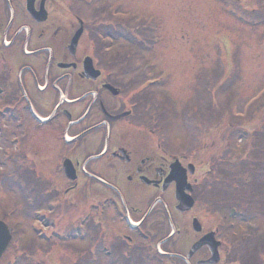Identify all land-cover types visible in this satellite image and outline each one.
Here are the masks:
<instances>
[{"label":"flooded vegetation","instance_id":"af4514ba","mask_svg":"<svg viewBox=\"0 0 264 264\" xmlns=\"http://www.w3.org/2000/svg\"><path fill=\"white\" fill-rule=\"evenodd\" d=\"M111 1L0 0V108L16 113L17 130L32 134L16 140L15 158L31 159L36 178L37 163L46 159L47 177L63 178L56 192L94 191L95 234L84 225V238L94 241V264H204L209 247L188 255L191 245L228 228L207 226V215L198 212L200 179L191 151L171 149L161 133L150 138L155 126L145 117L149 99L140 86L148 82L147 71L141 80L129 75L139 65L117 58L114 43H107L119 19L130 17L114 11ZM154 40L137 46L149 48ZM55 132L59 138L51 141ZM177 186L194 199L189 209L177 208ZM108 209L116 227L106 232ZM219 255L215 264L223 260Z\"/></svg>","mask_w":264,"mask_h":264},{"label":"rangeland","instance_id":"374dc122","mask_svg":"<svg viewBox=\"0 0 264 264\" xmlns=\"http://www.w3.org/2000/svg\"><path fill=\"white\" fill-rule=\"evenodd\" d=\"M227 1L112 0L114 11H127L131 17L122 26L119 19L118 30L126 27L146 43L155 39L144 51L119 36L112 47L120 60L130 54V62H139L129 75L141 80L145 68L148 78L161 77L158 86L147 88L145 95L151 102L145 117L155 126L150 138L158 140L161 133L171 149L191 151L195 176L201 181L198 212L207 215L203 219L207 226L219 227L224 222L228 228L219 233L224 241L220 264H264V0ZM255 14L258 18L253 19ZM157 101L171 109L163 113L161 107L154 108ZM15 115L0 108V218L14 232L0 264H94L86 240L44 243L33 235L31 222L36 219L38 229L71 231L86 211L85 225L89 234H95L91 228L96 200L94 191L86 196L78 191L57 202L54 214L48 213L46 203L57 197L55 193L44 198L46 203L40 200L39 213L36 206L29 207L31 183L36 178L32 160H22V166L11 156L16 154L14 136L25 142L32 134L28 128L17 130ZM163 121V130L158 131ZM58 138L55 132L51 141ZM45 162L37 163L42 177L37 175L40 187L34 190L43 194L56 192L57 182L63 179L56 174L47 177L51 167L47 169L50 164ZM210 198L213 213L205 206ZM228 208L241 212L244 223L240 216L231 220ZM112 217L108 209L106 232L110 226L116 227ZM20 254L23 256L18 258Z\"/></svg>","mask_w":264,"mask_h":264},{"label":"water","instance_id":"95a60500","mask_svg":"<svg viewBox=\"0 0 264 264\" xmlns=\"http://www.w3.org/2000/svg\"><path fill=\"white\" fill-rule=\"evenodd\" d=\"M179 197H181L182 200H185L184 197L181 194H179ZM211 237H212L211 233L209 235L204 236L199 241V244H196L195 246L198 247L199 245L201 246V245H204V244L210 246L212 244V242H213V238L211 239ZM9 239H10V234H9L8 229H7V226L3 222L0 221V254L5 249ZM217 245H218L217 242H215V244H213V249L211 247V250H212L211 252H212V254L214 256H213V258H210L209 260H207L206 263H210V262H215L216 261V259H217V257H216L217 256V252H216L217 251L216 250L217 249Z\"/></svg>","mask_w":264,"mask_h":264},{"label":"trees","instance_id":"16d2710c","mask_svg":"<svg viewBox=\"0 0 264 264\" xmlns=\"http://www.w3.org/2000/svg\"><path fill=\"white\" fill-rule=\"evenodd\" d=\"M247 245H248V242H247ZM238 246H239V244H236V247H238ZM245 246H246V245H244V248L242 249V251H244ZM239 249H240V248H239Z\"/></svg>","mask_w":264,"mask_h":264}]
</instances>
